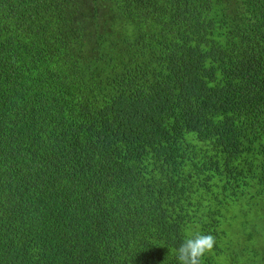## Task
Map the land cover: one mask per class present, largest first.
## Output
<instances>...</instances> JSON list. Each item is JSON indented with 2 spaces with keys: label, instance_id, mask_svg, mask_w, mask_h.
I'll use <instances>...</instances> for the list:
<instances>
[{
  "label": "trees",
  "instance_id": "16d2710c",
  "mask_svg": "<svg viewBox=\"0 0 264 264\" xmlns=\"http://www.w3.org/2000/svg\"><path fill=\"white\" fill-rule=\"evenodd\" d=\"M264 264V0H0V264Z\"/></svg>",
  "mask_w": 264,
  "mask_h": 264
},
{
  "label": "clouds",
  "instance_id": "9594fccd",
  "mask_svg": "<svg viewBox=\"0 0 264 264\" xmlns=\"http://www.w3.org/2000/svg\"><path fill=\"white\" fill-rule=\"evenodd\" d=\"M214 244L212 234L194 233L176 248L178 264H201L202 258L212 251Z\"/></svg>",
  "mask_w": 264,
  "mask_h": 264
}]
</instances>
